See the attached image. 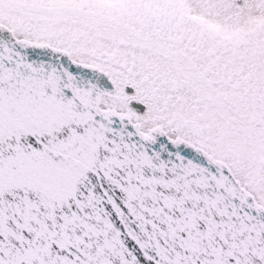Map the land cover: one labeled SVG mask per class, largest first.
<instances>
[{"label": "snow or ice", "instance_id": "snow-or-ice-1", "mask_svg": "<svg viewBox=\"0 0 264 264\" xmlns=\"http://www.w3.org/2000/svg\"><path fill=\"white\" fill-rule=\"evenodd\" d=\"M0 264H264V0H0Z\"/></svg>", "mask_w": 264, "mask_h": 264}]
</instances>
